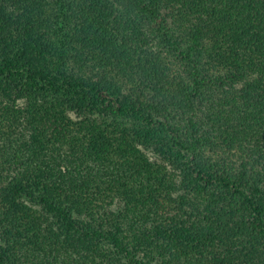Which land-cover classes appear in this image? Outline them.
Returning a JSON list of instances; mask_svg holds the SVG:
<instances>
[{"label":"trees","instance_id":"16d2710c","mask_svg":"<svg viewBox=\"0 0 264 264\" xmlns=\"http://www.w3.org/2000/svg\"><path fill=\"white\" fill-rule=\"evenodd\" d=\"M0 264H264V0H0Z\"/></svg>","mask_w":264,"mask_h":264}]
</instances>
